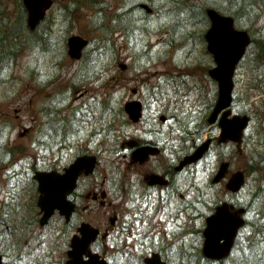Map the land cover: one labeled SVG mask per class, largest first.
Here are the masks:
<instances>
[{"label":"flooded vegetation","instance_id":"flooded-vegetation-1","mask_svg":"<svg viewBox=\"0 0 264 264\" xmlns=\"http://www.w3.org/2000/svg\"><path fill=\"white\" fill-rule=\"evenodd\" d=\"M55 44L52 43L53 48ZM144 52L145 65L158 62L154 55L148 54V48H144ZM253 54L254 51H251V56ZM246 63L243 60L240 66ZM127 69L126 65L122 72ZM197 71L152 77L145 70L144 75L122 81L130 92L124 98L125 102L141 101L143 112L136 121L130 120L126 111L121 110L120 101L115 95L116 128L111 129L105 116L108 109L105 103H102V113L94 114L99 118L98 122L90 121V111L95 112L92 104L100 101L97 97L91 101L90 111L83 104L68 116L61 113L67 105L66 96L62 95V90L55 92L54 80L47 72L36 69L32 79L37 80L35 84L38 86L33 90L34 97L28 100L36 115L33 118L35 125H28L26 129V134L34 133L29 139L30 147L38 150L34 162L20 158L15 160L18 154L27 150L25 144L18 142L25 138L23 134L16 139L7 136L12 128V120L8 113L0 111V172H3L0 177V249L4 258L10 260L14 255L15 264H65L71 243L76 236L82 238L81 229L86 223L98 228L91 249L104 254L109 264H115L120 255L129 261L134 260V257H138L134 247L143 246L148 252L140 257L143 259L140 261L142 264L154 251L164 256L165 244L184 243L196 238L198 229L191 225L195 224L197 214L194 188L196 186L199 190L200 185L194 182V176L198 173L193 167L201 164L202 174L207 175L209 172L210 181H213L215 175L213 179L211 175L219 167L211 159V150L217 145L221 151L218 158L220 165L228 160V175L237 171L233 170L237 142L218 140L223 112L217 114L213 122L209 119L216 101L201 113L198 111L202 104L173 107V113L171 108H167L168 111L159 110L161 103L168 102L169 85L178 78L182 83L173 94H189L201 89L208 96L215 91V82L212 80L214 83L208 84L203 80L206 74L201 73L200 78ZM80 74L82 80L84 72L80 70ZM188 76L194 79L192 88L186 84ZM131 81L134 82L130 84ZM8 84L0 75V87L4 86L6 90L11 86ZM87 92V89L82 90L77 98ZM233 102L229 117L234 116V113L244 115L249 112L246 105L240 104L242 101ZM18 109L22 123L20 115L25 113L24 107ZM261 118L264 120V116ZM128 121L133 124L131 130L128 129ZM92 127L95 128L93 131L90 130ZM247 138L244 134L243 146L246 148ZM207 141L209 147L201 159L193 164L184 163L187 156ZM105 151H111L118 159L109 161L105 167H101L102 162L99 161L93 173L77 177L68 195L74 206L71 216L56 209L42 223L44 213L39 203L41 192L37 173L40 170L46 173L42 179L46 184H51L55 176L62 177L79 154H103ZM204 178L207 179V176ZM30 192L29 200H24V195ZM200 201L198 198L197 203ZM12 221L16 224H11ZM21 232H28L30 238ZM10 234L12 239L17 236L16 245L10 241ZM34 239L37 240L35 248L39 254L32 248ZM128 247L130 250H125Z\"/></svg>","mask_w":264,"mask_h":264},{"label":"rangeland","instance_id":"rangeland-1","mask_svg":"<svg viewBox=\"0 0 264 264\" xmlns=\"http://www.w3.org/2000/svg\"><path fill=\"white\" fill-rule=\"evenodd\" d=\"M85 1L86 0H54V7L48 13L49 18H51L49 19L50 22L47 26H44L43 29L48 32L50 29H52V27H54V30L52 29L53 31L51 33H48L50 36L48 37L50 41L54 39L53 42H56L53 48L55 49L54 52L44 53L40 48H34V51H31L27 48L16 58V60H13L14 62L11 64L10 70L8 71V81L16 77L13 81H11V84L14 83V85L8 86L6 90L3 89L4 86L0 87V111H4L5 114L8 113V115L11 117V120L14 122L12 124L13 128H11L7 136H12V138L16 139L20 137V134H23V138H25L23 140H18V142L25 144L27 150L23 151L21 154H18L15 160L20 158V160L23 161L32 160V162H34L35 158L38 157V150L36 148L32 149L34 147H30L29 144V139L31 136H34V133L31 134V132H29L26 134L27 126L35 125V123H33V118H35L36 115L33 114V108L32 106H30V104H28V100L31 97H34L33 90H35L38 86V84H35L37 80L35 81L32 79V73L35 72L34 70L36 69H41L42 71L47 72L48 76L54 80L53 85L55 92H57L58 89H61L63 92L62 95L66 96L67 105L61 111V113L65 114L66 116H68L72 110H76L83 104H86L90 111V104L93 103L91 101L93 100V98L97 97L98 101L100 100L101 102L99 101L100 103L98 102L97 104H92L93 110L95 112L90 111V121L91 123H95L98 122L99 118H96L94 114L98 115L102 113L101 109L104 106L102 103H109L111 108H113L116 103H114V96L116 95L118 97V100L120 101V104L124 105V98L128 96L130 92L129 89L123 85V83L127 80H130V78L134 79L139 74L144 75L145 70L149 71L152 77H157L158 75H175L180 72L189 73L195 70H198L197 73H199L200 75L208 66H210V60L212 56L206 50V42L204 41V39L202 40L198 38L201 36L203 30L205 31L208 26V20H206L205 17L201 16V21H199L195 27V29L197 30L192 31L193 40H188V42H186V39H180L177 46L174 48H169L166 51L156 50L154 55H161L159 58H156V61L158 62L153 65H145L143 62H139L138 67L140 68V70H135L131 67V62L133 57H135L134 53L137 51V49L131 50L130 48H128V46H126L125 40L122 37L120 38L119 35L115 32L114 35H116L117 41H114V46L116 48L114 49V51H112L110 56L109 54L104 56L109 57L105 60L104 64H101V62V65H98V67L94 68L95 72H98L97 77L93 78L92 81H85L83 79L74 81L73 71L74 68H78L80 62L76 59H72L70 55H68L66 41V38H68L67 36L70 34L79 33L83 36H86L87 38L95 39L97 34L98 36L101 34L100 30L99 32H97V30H94L93 32L90 25L93 19L94 12H96V10L98 9L99 4L93 5L89 2L85 4ZM177 1L179 2L168 4L167 11L170 9H173L174 11L177 10L179 12L181 10L184 11L183 8L185 1L184 3L181 0ZM205 1L206 0H192L191 3L198 6L200 3L202 4ZM207 1L210 3H214L225 13H229L231 9L237 10V8L233 7L230 9L227 8L226 6L230 4H228L226 1ZM104 3V14L107 15L117 11L118 8L123 4L122 0H105ZM0 5L2 9H4V11L2 12L6 13L3 15L10 18L11 16L17 14V12L19 11V7H21L19 6V0H0ZM66 5L70 6L69 10H64ZM141 9L138 10L139 20L141 19L142 14L146 13L144 9ZM255 13L257 14L251 16L253 20V25L251 28L254 30V38H262L264 40V10H260L258 8ZM247 17V15H242V21L239 27L244 26L246 28V26L250 24V21H248L249 18ZM169 18V16L160 18L159 13H156L152 17V22H155L154 25L157 28L160 24L164 25L165 23H167L166 21ZM168 22H171V20H169ZM168 38V29H159L154 33H150V35L145 36L143 45H146L148 48L166 47L168 45L165 43V40ZM7 54L13 55L12 51ZM250 58L251 52L245 58V60H247V63L244 64L243 67H241L236 72L237 87L235 92H237V95L239 96L244 95L243 105H246L249 111L252 112L254 120L250 128L248 127L249 129L247 130V134L249 135L247 148L244 146L242 154L236 153V157L233 160V170H237V168L240 167L244 169L249 176H247V182H249L247 187L241 192L242 194L240 195V198H236L241 199V201L245 203L249 202V204L253 205L254 211H250L248 215L251 219H254L253 227L255 228H253L252 230H256V227L258 228V233H255L254 235L261 237L262 235H264V198L260 196L262 193V186L264 185V120H262L261 118V116H264V58L260 57L254 60L253 63L248 62ZM122 62H125L129 65L128 69L126 71H123L125 73L124 75L119 67V63ZM260 64H263V67L258 69L257 66H260ZM202 66H204L203 69ZM30 70H33L32 73L30 72ZM188 79L193 85L194 79L192 77H189ZM133 82L134 81H131L130 84H132ZM255 82H260L261 85H259L258 87H253L252 85H254L253 83ZM136 83L137 80H135V84ZM30 84L31 86H29ZM249 85L250 88L247 91L246 87ZM85 89H87L88 91L87 94L83 97L77 98L80 92ZM26 90H29V93H26ZM118 90H120V92H118ZM172 92H174L173 88L170 90V95L167 96V98H169L168 102L164 101L159 105V108L162 111H164V109L168 108L169 106H174L172 104H175V106H179L180 104H182V97L172 96ZM13 93L14 95H11L8 98V95ZM23 96H25V100H23ZM252 96H255V98H252ZM184 98L189 106H197L201 104L199 91H197V93H192V95L190 94V96ZM21 106L24 107L25 111L24 114L20 115L23 119L22 123L20 122V113L18 109ZM115 120V113L111 114L108 118V123H114ZM132 127L133 124L129 122L128 129L131 130ZM94 129L95 128L92 127L90 130L93 131ZM101 156V167H105L106 164L111 160L118 159L117 156H113L111 151H105ZM1 165L2 164H0V166ZM198 169H200V167ZM2 173L3 172H0L1 178ZM100 180L101 178L99 179V181ZM208 183L210 184V179L208 180ZM224 183L225 182L215 185V188H212L210 190L203 184L204 189L208 190V192H205L203 197L206 200L210 201L212 203V206H215L217 201L224 200L225 198L231 196L228 193L227 189H225ZM254 190L256 191V194L254 196L255 199L250 200L249 198L252 196L251 192H253ZM30 194L31 192L29 194L26 193L24 195V200L25 198H27L26 200L28 201ZM197 195L198 194L195 192L194 196H196V198L198 197ZM257 196H260V198L257 199ZM199 205L202 207V210L205 213L209 210V208H205V206H202L201 204ZM258 211L261 212L257 214ZM204 222V218L198 219L196 222V227L199 229ZM10 223L16 224V222L14 221ZM249 230L250 228H248L247 231L242 232V237L244 239ZM21 234L26 238H30L28 232H21ZM10 241L14 243V245H16L18 243L17 236L12 239L10 234ZM203 241L204 240L202 239V237H200L199 233L198 238L189 240V242H187V248H190L192 245H194L193 251L189 250L188 254L195 255V257L192 258V256L189 255L190 262L188 263L183 261L184 264H195L196 261L198 264H204V262L200 259L202 255L200 254L199 257L196 250V246L198 248L201 247ZM241 243L244 244L243 241H241ZM36 244L37 240L34 239L32 248H34L35 253L39 254L38 250L35 248L37 247L35 246ZM178 245L179 244L174 245V247ZM173 251L175 258L171 260L173 263H178L179 260L176 257L178 254L177 248H174ZM15 261L16 258H14V255H12L9 260V264H15ZM220 263L221 262H213V264Z\"/></svg>","mask_w":264,"mask_h":264},{"label":"water","instance_id":"water-1","mask_svg":"<svg viewBox=\"0 0 264 264\" xmlns=\"http://www.w3.org/2000/svg\"><path fill=\"white\" fill-rule=\"evenodd\" d=\"M52 0H24V4L28 10V25L30 28H34L37 24L44 19V15L48 8L52 6ZM210 18L212 20V25L209 28L206 38L209 42L208 49L215 55V60L218 66L211 69L212 75H214L219 80L220 88V99L218 101V110H221L223 106H227L232 99L231 93L233 90V72L237 65L238 60L241 58L242 54L245 52V48L251 41L248 31L237 30L234 27V19L230 16L222 15L216 9L208 8ZM87 40L83 37L71 36L69 39L70 53L73 57H78L81 54V49L87 44ZM134 107V104H130L129 111ZM131 112V111H130ZM247 118L239 126V130L243 129ZM227 125V124H226ZM202 150L197 151V153L192 156V159L198 158L202 154ZM96 161V156H83L79 157L78 163L74 164L73 168L69 170L74 172L73 179L66 180L63 185L61 183L55 186L51 185L49 187H43L41 184V189L44 194L41 196L40 202L43 208L46 209V216L48 217L55 207H60L62 210L65 208V196L73 187L75 182V176L85 170L90 172L94 170V164ZM78 166V167H77ZM68 174V173H67ZM73 174V173H72ZM40 177V175H38ZM244 180L243 172H240L235 176L230 182L231 188L237 190ZM71 207L70 210L71 211ZM244 220L238 214H231L227 210V205L220 207L217 211L216 216L209 218V225L206 230V244L205 252L209 256L221 257L228 254L231 245L234 241V236L237 230ZM225 238V242H221V239ZM74 250L71 251L70 255L72 259L70 264H101L97 259V255L90 254L88 247V242L74 241ZM90 255V259L84 261L83 254ZM223 253V254H222ZM159 264H164L160 263ZM0 264H2V259L0 257Z\"/></svg>","mask_w":264,"mask_h":264},{"label":"trees","instance_id":"trees-1","mask_svg":"<svg viewBox=\"0 0 264 264\" xmlns=\"http://www.w3.org/2000/svg\"><path fill=\"white\" fill-rule=\"evenodd\" d=\"M185 0H183L184 3ZM131 11V9H130ZM181 13H183V11H180ZM189 12L191 13V10L189 9ZM186 14L183 15H179V23L183 24L184 26H187V22L184 21V17ZM0 40L3 43V45L6 47L11 43V38L13 37V33H12V29L10 28L11 25L13 26L14 23H18L20 25L25 23V17L23 14H20L17 18H16V22H12V18H4V16L0 17ZM186 22V23H185ZM2 24V25H1ZM100 28H105V25L103 24V22L99 23ZM189 27V26H188ZM16 38V37H15ZM22 40H19V49H22L23 46H25L26 43H22L25 42L26 40H23L22 42H20ZM14 44V43H12ZM108 46L106 44V46L102 47V51L100 52H108L107 51ZM261 244H260V249L258 251H249L247 253H245L244 256L240 257V259H236L237 261L230 262L229 264H259L260 262V258H262V256L264 257V251L261 250L264 247V235L261 236ZM261 250V251H260ZM260 255V257H259ZM255 256H258V260L255 259ZM226 264V263H223ZM260 264H264V260H262L260 262Z\"/></svg>","mask_w":264,"mask_h":264},{"label":"bare ground","instance_id":"bare-ground-1","mask_svg":"<svg viewBox=\"0 0 264 264\" xmlns=\"http://www.w3.org/2000/svg\"><path fill=\"white\" fill-rule=\"evenodd\" d=\"M161 1H164V0H161ZM261 250H263L264 251V247H263V249H261ZM260 250V251H261ZM259 257H260V255H259ZM178 258V260H179V262L178 263H173L172 261L171 262H169L170 264H184V260H183V257L182 256H178L177 257ZM258 259V258H257ZM261 260H260V262L262 261V260H264V257L262 256V258H260ZM260 262H259V264H260ZM221 264V263H220Z\"/></svg>","mask_w":264,"mask_h":264}]
</instances>
